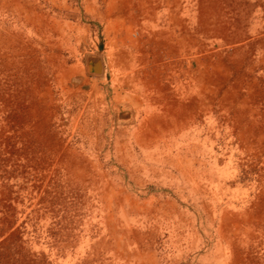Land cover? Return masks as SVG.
I'll use <instances>...</instances> for the list:
<instances>
[{"label": "rangeland", "instance_id": "374dc122", "mask_svg": "<svg viewBox=\"0 0 264 264\" xmlns=\"http://www.w3.org/2000/svg\"><path fill=\"white\" fill-rule=\"evenodd\" d=\"M0 264H264V0H0Z\"/></svg>", "mask_w": 264, "mask_h": 264}]
</instances>
